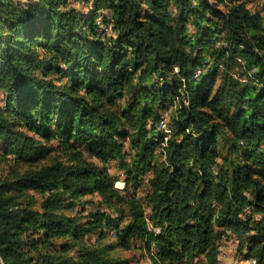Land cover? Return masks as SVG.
<instances>
[{"label": "trees", "instance_id": "1", "mask_svg": "<svg viewBox=\"0 0 264 264\" xmlns=\"http://www.w3.org/2000/svg\"><path fill=\"white\" fill-rule=\"evenodd\" d=\"M247 1L0 0V264H221L233 239L264 264Z\"/></svg>", "mask_w": 264, "mask_h": 264}, {"label": "rangeland", "instance_id": "2", "mask_svg": "<svg viewBox=\"0 0 264 264\" xmlns=\"http://www.w3.org/2000/svg\"><path fill=\"white\" fill-rule=\"evenodd\" d=\"M248 7L251 8L255 12H260L264 15V0H248ZM75 6L79 10H88V6H85L83 4H75ZM158 161H161L162 158L158 157L156 158ZM109 169L111 174L116 178L115 186L119 188L120 190H124L126 188V184L124 182V174L119 170L118 165L116 163H111L109 165ZM7 164L5 162L0 163V174H5L7 172ZM129 190V189H128ZM147 191V188L144 187V192ZM95 200V198H92L91 196L83 198V201L85 200ZM116 240L115 238L111 237L105 240L107 243L113 242ZM238 250V241L237 240H224L221 242V254H220V263L221 264H254L251 261H246L244 258L241 257V255L237 252ZM115 254L120 255L123 258H132L139 262V264H151L150 258L147 256H143V252L141 249H133L129 251H124L122 249L117 250ZM183 264H189V263H183Z\"/></svg>", "mask_w": 264, "mask_h": 264}, {"label": "built area", "instance_id": "3", "mask_svg": "<svg viewBox=\"0 0 264 264\" xmlns=\"http://www.w3.org/2000/svg\"><path fill=\"white\" fill-rule=\"evenodd\" d=\"M202 73V70L197 71V77ZM253 263H255V260H253Z\"/></svg>", "mask_w": 264, "mask_h": 264}, {"label": "bare ground", "instance_id": "4", "mask_svg": "<svg viewBox=\"0 0 264 264\" xmlns=\"http://www.w3.org/2000/svg\"><path fill=\"white\" fill-rule=\"evenodd\" d=\"M195 77H197V73H196ZM156 232H157V233H160V230L157 229ZM250 261H251V260H250ZM252 262H253V259H252Z\"/></svg>", "mask_w": 264, "mask_h": 264}]
</instances>
